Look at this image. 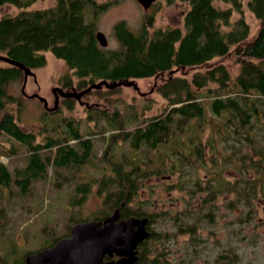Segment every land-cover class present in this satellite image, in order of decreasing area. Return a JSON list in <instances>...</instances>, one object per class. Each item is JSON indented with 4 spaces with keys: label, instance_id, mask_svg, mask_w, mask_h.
Instances as JSON below:
<instances>
[{
    "label": "trees",
    "instance_id": "trees-1",
    "mask_svg": "<svg viewBox=\"0 0 264 264\" xmlns=\"http://www.w3.org/2000/svg\"><path fill=\"white\" fill-rule=\"evenodd\" d=\"M32 1L0 0V5L10 3L27 7ZM52 1L44 8H26L13 15L0 16V55L35 68L46 63L43 52L50 50L74 70L78 78L76 89L101 79L135 80L167 73L165 81L157 87L168 103L162 113L121 133L116 130L119 124L116 117L111 116L107 108L90 110L96 111L97 118L89 131L83 129L85 125L79 119L61 117L54 121L53 127L43 125L49 133L42 141H36L35 133L22 127L6 106L17 100L8 92V84L19 78L23 70L5 61V65H0V134L20 141L27 150V161L12 174L8 165L0 160L1 187L9 188V192L14 188L17 195L24 196L33 191V181L47 178V170L51 167L61 175L64 183L73 185L71 199L76 204L80 193H83L82 200L90 184L97 185L104 207L97 211L102 215L96 216V212L93 218L101 219L118 207L121 217L147 216L148 224L156 215L163 217L164 212L149 211L142 203L140 207H133L147 186L148 193L153 186H158L146 179L153 175L173 178L177 173L175 181L166 183L164 188L186 187L189 182L186 180L188 173L185 175L187 165L191 171L192 168L196 171L205 168L212 173L210 181L213 184L208 181L205 187L209 196L217 191H229L238 201L250 200L257 192L264 193V0L245 2L261 20L251 36L244 16L230 20L232 10H242V0H181L187 5L182 26L150 32L152 18L148 17L134 31L121 20L114 25L118 46L113 49L99 45L95 38L94 20L103 5L96 0ZM219 1L230 5L221 6ZM231 56L238 67L235 74L222 60ZM183 68H195L190 78L186 75L170 77L172 69L182 72ZM209 82H214L215 86L206 87ZM62 98L66 102L75 99ZM205 127L209 131L207 137L202 138L200 133ZM184 133L188 134L187 138L181 137ZM95 141L100 142L102 148L94 153ZM125 141L135 153L130 154L129 161L124 164L118 160L115 148ZM160 146L163 148L159 149ZM209 147L211 157L206 156ZM227 164L236 168L242 178H223L222 170ZM82 165H93L100 171L94 177L83 174L81 179L72 180L74 171ZM199 182L196 178L187 185L188 189L191 191L194 186L195 190H200ZM258 196L264 198V194ZM205 199L207 202L210 198ZM148 202L150 199L143 203ZM201 209L202 212L197 213V208L176 210L168 220L171 233L150 230L148 237L138 244V259L134 264L144 263L146 249L154 253L148 264H160L162 250L158 244H164L169 236L175 240L180 234H187L189 238L185 250L179 252L180 257L173 264H194L195 259H200L199 249L203 246L213 256V260H209L211 256L202 259L203 264H230L224 257L226 249L229 255L230 248L234 247L233 241H229V230L226 229L222 238L214 229L206 233L207 236L198 234L199 225L215 221L212 204ZM183 212L186 213L183 215ZM52 235L45 236V241L39 242L32 251L47 247L64 236ZM207 237L212 240L210 243H206ZM6 238L0 244L1 261L25 264L23 256L27 249H21L11 235Z\"/></svg>",
    "mask_w": 264,
    "mask_h": 264
},
{
    "label": "rangeland",
    "instance_id": "rangeland-1",
    "mask_svg": "<svg viewBox=\"0 0 264 264\" xmlns=\"http://www.w3.org/2000/svg\"><path fill=\"white\" fill-rule=\"evenodd\" d=\"M96 1L98 4L103 5V8L96 14L93 28L94 31L99 29L105 33L107 38L106 47L112 49L118 46V40L114 32L115 23L123 20L129 28L136 31L143 25L145 19L151 17L152 23L148 27L150 32L157 28L182 26L183 13L187 8L186 2L181 0H172L171 2L156 0L146 9L137 0ZM242 1V10H232L230 20L234 21L237 17L244 16V19L249 24L251 31L249 36H251L259 28L261 20L246 6V0ZM52 2V0H33L27 7H18L10 3L2 4L0 5V16L3 14L13 15L26 8H44ZM218 3L224 7L230 5L223 1ZM223 27L227 28L228 26L223 25ZM43 53L46 63L32 68L36 76L35 78L32 75L27 77L24 85L26 94L21 91L23 75L11 80L7 88L8 92L14 94L17 99L16 101L8 102L6 104L7 108L13 112L17 122L22 127L35 133L36 141H42L49 133L44 130L43 125L51 126L54 121L61 117L79 119L85 125L83 129L89 131L97 118L96 111L91 112L90 110L100 111L107 108L109 114L116 117L119 123L116 130L121 133L124 130H132L138 125H142L146 118L162 113L167 106L168 99L160 93L157 87L167 78V73H164V76L136 78L135 81L138 84L139 91L132 86L126 85H120L112 89L103 86L93 88L82 95V102L76 99L66 102L67 100L59 96L56 109L46 111L42 101L36 96H31V94L36 92L40 96L45 97L47 105L51 106L54 101L52 87L62 85L64 88L60 87L63 90H69L70 85L78 86V78L74 74V70L68 67L62 58L56 57L50 50H45ZM222 60L230 72L235 74L238 69L234 61L235 58L233 56L223 57ZM5 64V61H0V65ZM194 70L195 68H183L182 72L177 70L171 73L170 77L186 75L187 78H190ZM87 83L89 82L87 81ZM208 86L214 87L215 83L209 82L206 87ZM123 120H125V124ZM208 131V127L203 128L200 133L202 138L207 137ZM187 135V133H184L181 137L187 138ZM94 145V153L102 148V144L98 141H95ZM162 148V146L159 147V149ZM245 149L243 148V150ZM247 150L255 155L249 148ZM115 151L120 157L118 160L124 164L129 161V155L135 153L126 141L121 143L119 147L117 145ZM26 152L27 150L20 141L7 134H0V160L8 165L12 174L16 167L26 164ZM212 155L211 147L206 148V156L211 157ZM95 158L98 159L97 157ZM50 168L47 170V178H39L33 181L31 183L33 191L27 192L24 196L17 195L14 188L13 192H9V188L0 186V244L2 240H6V237L11 235L21 249L24 247L27 252H30L39 245V242L45 241V236L52 237L53 233L54 236L61 234L66 236L74 222L77 220L83 221L82 219H91L99 209L104 207L103 197L98 194L95 183L90 184V189L82 200L80 199L83 193L77 196V202H79L76 204L75 200L71 199L73 185L64 183L61 175L56 174ZM186 170L185 175L188 173L186 180L189 181L185 184L186 187L190 182H195L196 178H199L200 190H195L194 186L191 187L193 188L192 192L188 189L189 187H187V191L185 186L181 188L173 187L169 190L164 188L166 183L175 181L174 178L177 173H175L173 178L153 175L146 179L152 185L158 183V186H153L150 193H148L147 186V190H143L142 194L140 193L133 207H140L139 203H142L144 204L142 207L149 211L164 212L162 213L163 217L156 215L155 219L149 222L148 229L171 233L168 220L176 210L181 211L189 208L194 211L197 208V213L202 212V207L206 208V206L212 204L215 209L213 213L215 221H212V224L206 222L203 226L199 225L198 234L207 236L206 233L214 229L213 231L219 234L218 237L222 238L226 229H228L230 232L229 241H233L234 247L230 248L229 255H227L226 249L224 257L230 264H264V198L258 196L264 193L257 192V195L250 198V200L239 199L238 201L235 195L229 191H217L214 196H209L205 187L210 181L212 173L205 168H198L197 171L192 168L191 171L189 165L186 166ZM99 171V167L82 165L76 168L72 180L81 179L83 174L86 175L85 177H94L98 175ZM215 171L216 169H214ZM66 172L69 174V170H66ZM222 177L234 180L235 177L242 178V174L236 168H233L232 165L227 164L222 170ZM211 184L213 183L211 182ZM205 197L210 199L204 202ZM141 198L142 201H140ZM231 198L235 204L231 202ZM148 199H150V203H143ZM72 201L74 202L73 205ZM105 205L107 206V204ZM184 213L186 212H183V215ZM101 215L102 213L97 212L96 216ZM215 222L217 223L215 224ZM187 238H189V235L180 234L175 240L169 236L164 244L159 243L158 247L162 250V254L159 256L161 259L160 264H173L179 259V252L185 250ZM207 239L206 243L212 241L208 237ZM199 251L200 259H195L194 264H203L202 259L204 260L206 256H211L206 246L201 247ZM143 257L145 258L144 263L140 264H148L149 259L151 260L154 257V253L146 249ZM212 258L213 256L209 260ZM0 263L6 262L0 259Z\"/></svg>",
    "mask_w": 264,
    "mask_h": 264
},
{
    "label": "water",
    "instance_id": "water-1",
    "mask_svg": "<svg viewBox=\"0 0 264 264\" xmlns=\"http://www.w3.org/2000/svg\"><path fill=\"white\" fill-rule=\"evenodd\" d=\"M137 1L146 9L155 0ZM95 38L99 45L107 46V38L102 30L95 31ZM0 59L17 65L23 70L21 91L26 94L24 85L27 76L32 75L35 78V71L22 62L6 56L0 55ZM174 71L175 69H172L170 73ZM120 85L132 86L139 91L134 79L124 78L113 81L101 79L83 89L72 87V89L63 90L60 86L52 87L54 101L51 106H48L47 99L38 93H32L31 96L38 97L46 110H54L58 106L59 96L73 97L82 102V95L93 88L102 86L114 88ZM148 220L147 216L121 217L119 208L116 207L101 219L76 221L71 225L68 235L57 238L47 247L27 252L24 256L25 264H134L138 259V244L150 233Z\"/></svg>",
    "mask_w": 264,
    "mask_h": 264
},
{
    "label": "flooded vegetation",
    "instance_id": "flooded-vegetation-1",
    "mask_svg": "<svg viewBox=\"0 0 264 264\" xmlns=\"http://www.w3.org/2000/svg\"><path fill=\"white\" fill-rule=\"evenodd\" d=\"M155 1H156V0H155ZM155 1H154V2H155ZM32 70H33V69H32ZM22 75H23V72H22ZM28 76H30V75H28ZM28 76H27V77H28ZM155 77H156V76H155ZM62 84H63V83H62ZM60 86H62V85H60ZM62 87H63V86H62ZM72 87H75V88H76V86H74V85L71 86V85H70V88H69V89H72ZM63 88H64V87H63ZM62 97H63V96H61V98H62ZM54 110H55V109H54ZM48 111H50V110H48Z\"/></svg>",
    "mask_w": 264,
    "mask_h": 264
}]
</instances>
